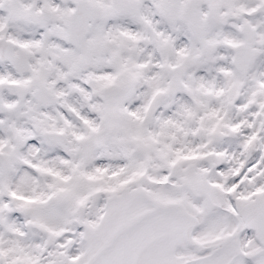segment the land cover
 <instances>
[{"label": "snow or ice", "instance_id": "1", "mask_svg": "<svg viewBox=\"0 0 264 264\" xmlns=\"http://www.w3.org/2000/svg\"><path fill=\"white\" fill-rule=\"evenodd\" d=\"M0 264H264V0H0Z\"/></svg>", "mask_w": 264, "mask_h": 264}]
</instances>
